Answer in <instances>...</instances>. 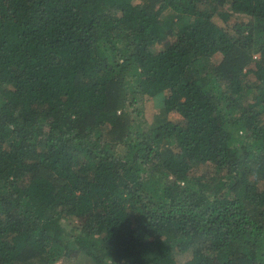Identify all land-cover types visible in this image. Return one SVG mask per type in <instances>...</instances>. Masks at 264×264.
<instances>
[{
    "label": "trees",
    "instance_id": "trees-1",
    "mask_svg": "<svg viewBox=\"0 0 264 264\" xmlns=\"http://www.w3.org/2000/svg\"><path fill=\"white\" fill-rule=\"evenodd\" d=\"M59 262L264 264V0H0V263Z\"/></svg>",
    "mask_w": 264,
    "mask_h": 264
},
{
    "label": "rangeland",
    "instance_id": "rangeland-1",
    "mask_svg": "<svg viewBox=\"0 0 264 264\" xmlns=\"http://www.w3.org/2000/svg\"><path fill=\"white\" fill-rule=\"evenodd\" d=\"M162 106L159 102V99L157 101H153L152 99L148 101L145 105V115L147 116L148 120L152 123L155 122H161L164 121V117H162L161 114ZM2 264V263H0ZM57 264H61L60 262Z\"/></svg>",
    "mask_w": 264,
    "mask_h": 264
}]
</instances>
